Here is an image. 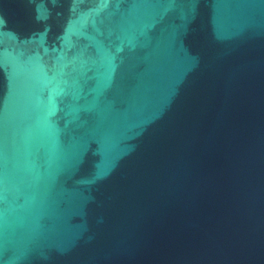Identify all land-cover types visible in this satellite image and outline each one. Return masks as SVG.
I'll return each mask as SVG.
<instances>
[{
	"label": "water",
	"instance_id": "water-1",
	"mask_svg": "<svg viewBox=\"0 0 264 264\" xmlns=\"http://www.w3.org/2000/svg\"><path fill=\"white\" fill-rule=\"evenodd\" d=\"M0 264H264V0H0Z\"/></svg>",
	"mask_w": 264,
	"mask_h": 264
}]
</instances>
